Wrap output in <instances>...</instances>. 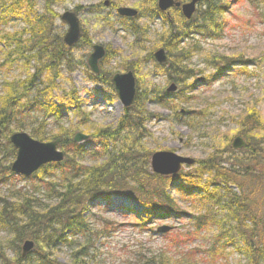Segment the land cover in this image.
Masks as SVG:
<instances>
[{
	"label": "trees",
	"instance_id": "obj_1",
	"mask_svg": "<svg viewBox=\"0 0 264 264\" xmlns=\"http://www.w3.org/2000/svg\"><path fill=\"white\" fill-rule=\"evenodd\" d=\"M36 2L0 0V29L11 16L18 18L24 15L25 21L19 31L0 32V51L3 54L0 69H5L0 81V184L29 178L34 189L32 193L0 192V230L6 233L5 240H0V264H98L96 256L90 254L94 245L90 243V238L99 234L109 235L118 225L102 217V228L94 230L89 216H96L92 208L98 204L104 205V201L113 195L139 202L148 217L188 216L193 226L197 225V231L215 222L219 232L210 246L212 255H218L219 248L224 245L221 239L226 237L227 241L238 242V250L249 258L251 264H262L264 137L255 139L248 130L263 128V117L255 110L244 117L243 127L249 128L244 133L247 144L239 149L243 151L240 157L223 158L220 153H212L199 161V165L191 171L161 175L149 168L152 154L146 145L148 134H144V125L151 114L142 99L153 90L145 92L144 89L143 93L137 91L133 105L124 108L115 126L92 125L96 131L91 133L94 143L90 147L93 151L89 150L84 144L75 142L73 137L75 131L83 126H91V113L84 108L85 103L78 96L76 87L72 85L66 90L58 82L61 66L71 48L63 43L62 35L54 34L55 19L60 15L52 10L54 0H45L41 13L35 9ZM226 8L224 0H205L194 17L187 20L180 8H172L176 14L169 17L159 10L157 0H153L151 6L138 8L139 13L135 17H122L128 29L135 34V42L145 35H139L142 30L138 28L140 24L137 20L144 17L161 18L163 30L159 42L166 50L168 60L156 66L168 76L169 81L182 86L177 92L179 101L172 105L176 112L179 102L188 103L191 99L186 94L190 88H183L187 79L192 77V72L185 63L190 56L189 48L182 47V42L192 40L196 35L221 36L225 28ZM86 41L83 33L80 42ZM148 58L154 59L152 51ZM215 62L219 64L225 61L220 59ZM13 67L24 68L25 74H9ZM128 68L133 69L131 65ZM101 72V75L89 73V78L111 85V77ZM57 91H61L60 97L55 95ZM160 95L154 94L151 101L166 106L169 95L164 91ZM55 99L65 103L59 104ZM64 110L81 117L74 128L61 124ZM184 114L191 119L198 116L189 108L184 109ZM49 120L52 121L51 125ZM15 131H28L40 141L60 138L65 158L58 163L43 165L30 177H19L11 170L17 149L10 142V135ZM225 142V145L229 144L228 140ZM88 157L92 159L91 163L85 162ZM172 182L175 190L183 196L211 202L210 208L201 213L185 211L168 188ZM215 207L229 214L232 221L229 230L222 219H218ZM139 226L144 230V225ZM185 234L188 235L185 240H190L193 235L189 231ZM78 237H83L85 242L77 241ZM176 238L172 245L179 246L178 242L183 237ZM27 239L34 241V247L23 256L22 245ZM60 246L71 249L70 259L66 262L58 260ZM180 247L183 248V245ZM199 252L196 248L181 249L177 254H171L175 260L163 252L138 253L133 255L135 260L128 264H171V260L173 264H198Z\"/></svg>",
	"mask_w": 264,
	"mask_h": 264
},
{
	"label": "rangeland",
	"instance_id": "obj_2",
	"mask_svg": "<svg viewBox=\"0 0 264 264\" xmlns=\"http://www.w3.org/2000/svg\"><path fill=\"white\" fill-rule=\"evenodd\" d=\"M105 1L54 0L52 5V10L58 15L66 10L76 12L82 34L86 35V42L89 43L80 42L70 48L66 53V61L61 66V77L58 81L63 89L68 90L72 85L76 87L78 96L85 103L84 108L91 113V126L87 124L75 131L90 135L91 138L82 144L93 151L90 147L94 143L91 133L96 129L92 125L115 126L124 112V106L112 84L98 83L89 78L91 71L87 60L93 51L92 45L98 43L106 49L105 56L99 62L102 75L111 77L115 73L126 72L131 65L137 78L138 91H154L147 94L148 97L143 95L142 99L146 110L151 114L144 125V134H148L145 141L151 154L155 151H172L195 160L191 166L182 164V171H191L199 165V161L212 153H220L223 158L240 157L243 151L240 148L232 149L231 142L238 135L245 137L244 133L249 127H243L244 117L255 110L264 120V1L224 0L227 11L224 14L226 22L221 36L214 38L196 35L194 39L182 42V47L189 48L190 56L185 63L192 72V77L187 79L183 88H190V92L186 94L191 99L188 103L179 102L177 112L172 105L179 101L177 92L182 86L178 85L176 92H166L174 82L169 81L168 76L162 73L154 59L148 58L149 52L154 53L161 47V18L144 17L137 20L140 24L138 28L142 30L139 35H145L135 42V34L128 29V25L116 11L120 6L146 8L153 4V0H109L110 6H105ZM36 5L35 9L43 12L45 0H37ZM175 14L172 9L170 16ZM23 17L24 15L18 18L11 16L0 32L21 30L25 25ZM54 25V34L63 37L68 25L60 16L55 19ZM1 46L2 44L0 50ZM2 56L0 51V57ZM220 59L228 64H216L218 62L215 61ZM23 69L13 67L9 74L23 75ZM4 70L0 69V81ZM162 91L169 95L166 106L151 101L154 94L161 96ZM55 95L60 97L61 91H57ZM55 101L59 104L65 103L58 99ZM185 108L198 116L194 119L188 118L184 114ZM63 114L61 124L67 128H74L81 120L80 116L76 117L69 110H64ZM49 123L51 125L52 121L49 120ZM248 131L255 139L264 137V124L261 129ZM225 140H228V145H225ZM85 162L91 163L92 159L88 157ZM149 168L153 172L151 157ZM205 179L206 176L203 181ZM173 183L168 188L185 211L201 213L210 208L211 202H200L183 196L175 190ZM13 191L32 193V180L16 179L0 184L1 193L11 194ZM104 203L92 208L91 211L96 216H89L91 226L94 230H100L102 217L113 220L118 226L109 235L99 234L90 238V243H94L90 254L96 256L98 264H128L135 260L133 255L147 252H163L175 260L171 254H177L187 247L200 250L198 264H251L249 258L238 250V242L227 241L226 237L221 239L224 245L219 248L218 255H212L210 246L216 241L219 232L215 222L197 231V225L193 226L188 216L160 219L153 215L148 217L139 202L125 196L113 195ZM214 210L218 219H222V223L229 230L232 226L229 214L221 208L215 207ZM140 224L145 226L144 230H141ZM163 225L171 226L172 230L158 233L157 228ZM188 231L193 235L190 240H185L188 236L185 233ZM177 236L178 239L183 238L180 242L177 240L179 246H174L172 241ZM5 238L6 233L0 230V240ZM77 241L83 243L85 239L78 237ZM70 255L71 249L68 246L59 247L57 257L60 262L68 261ZM171 261L173 264V260Z\"/></svg>",
	"mask_w": 264,
	"mask_h": 264
},
{
	"label": "water",
	"instance_id": "obj_3",
	"mask_svg": "<svg viewBox=\"0 0 264 264\" xmlns=\"http://www.w3.org/2000/svg\"><path fill=\"white\" fill-rule=\"evenodd\" d=\"M204 0H188L182 2L180 0H157L158 8L170 14V8L180 7L185 18L191 19L195 14L198 5ZM105 5H110V1L106 0ZM117 12L121 16L134 17L138 14V10L129 6H120ZM60 19L68 25L64 34V43L72 47L76 45L82 37V29L80 20L75 11L66 10L60 15ZM92 53L89 55L87 63L94 73H99V61L105 56L106 49L102 44H93ZM154 58L158 63H165L168 59L164 48H159L154 52ZM111 81L118 94L122 104L126 107L131 106L137 94V79L132 70L126 72L115 73ZM177 86L171 84L167 91H175ZM90 136L83 132H77L74 141L82 142L88 140ZM2 140V130L0 129V142ZM11 143L17 149V155L11 165L13 173L25 177L31 176L42 165L50 162H60L64 158V151L59 148L60 138L51 141H40L32 137L26 131H16L10 136ZM246 145L245 139L238 135L232 141L233 148H241ZM194 159L180 156L172 151H156L151 157V166L154 172L162 175L175 174L180 171L182 164L191 165ZM171 230L168 225L158 227V231L165 233ZM34 247V241L27 239L22 246V255L25 256Z\"/></svg>",
	"mask_w": 264,
	"mask_h": 264
}]
</instances>
